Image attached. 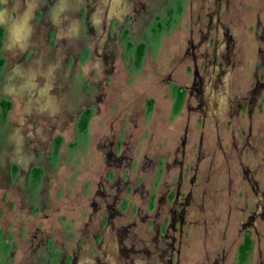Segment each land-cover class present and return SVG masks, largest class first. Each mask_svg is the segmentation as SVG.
<instances>
[{
	"label": "flooded vegetation",
	"instance_id": "af4514ba",
	"mask_svg": "<svg viewBox=\"0 0 264 264\" xmlns=\"http://www.w3.org/2000/svg\"><path fill=\"white\" fill-rule=\"evenodd\" d=\"M127 1L115 3L131 6L140 41L127 45L135 71L148 67L150 94L121 109L102 102V110L81 109L79 134L104 116L98 163L86 166L88 181L75 205L81 223L73 231L24 236L21 260L11 264H264V0ZM156 13L169 36L149 54L145 36L158 28ZM103 30L95 44L105 66L112 56ZM33 135L36 141L23 145L28 166L19 183L9 175L15 165L0 162V183L23 203L46 179L43 142Z\"/></svg>",
	"mask_w": 264,
	"mask_h": 264
},
{
	"label": "rangeland",
	"instance_id": "374dc122",
	"mask_svg": "<svg viewBox=\"0 0 264 264\" xmlns=\"http://www.w3.org/2000/svg\"><path fill=\"white\" fill-rule=\"evenodd\" d=\"M21 1L0 0L3 30L0 101L11 105L6 111L0 107V162L7 167L9 163L15 165L9 175L14 183H19L28 166L23 158V145L36 141L34 132L39 135L37 142H43L41 153L38 150L37 153H40L39 159L44 160L47 171L46 179L40 188L33 190L29 203H23L20 193L4 189L0 183V264L19 262L20 242L24 236L28 241L29 235L37 229H78L81 219L75 205L82 201L79 193L88 181L86 166L98 163L96 143L104 117L94 116L88 133L79 134L75 120L81 109L92 105L93 111L102 110L105 107L98 104L101 102L121 109L133 98L141 102L142 96L149 95L151 89L148 67L144 74L135 71L131 59L134 48L127 45L129 42L135 47L140 41L139 28L131 22L134 17L131 6L123 4L122 7L115 0ZM42 7L49 9L47 16L41 14L39 8ZM86 11L87 19L83 15L81 20V14ZM156 14L152 21L159 23L156 19L162 21L163 15ZM40 16L42 26L37 21ZM87 22L86 28L83 24ZM105 27L111 39L108 50L112 57L102 66L99 54L103 48L95 44V39L97 31L102 32ZM163 29V24L159 23L155 34L151 30L146 32L147 45L151 49L146 53H156L157 47L151 45L158 39L163 43L169 36ZM87 30L90 36L84 35ZM81 36L86 40L85 47H81ZM85 50L89 52L84 55ZM123 54L125 58H121ZM149 58L146 57L142 64ZM105 70L109 73L105 74ZM105 94L111 97L109 104L105 102ZM71 115H75L74 120L66 121ZM63 117L67 118L63 120ZM56 137H60L61 143L55 152ZM33 164L38 165V161ZM72 192H75L73 196ZM42 193L46 199L41 197Z\"/></svg>",
	"mask_w": 264,
	"mask_h": 264
},
{
	"label": "trees",
	"instance_id": "16d2710c",
	"mask_svg": "<svg viewBox=\"0 0 264 264\" xmlns=\"http://www.w3.org/2000/svg\"><path fill=\"white\" fill-rule=\"evenodd\" d=\"M1 38H2V30L0 29V46H1ZM138 55L142 54V46L138 49L137 51ZM0 107L2 108L3 111H6L9 109L10 104L6 101H1L0 102ZM80 132L83 133L86 129V120L84 119L83 121H81L78 125ZM57 143H60V139H58ZM35 175H39V170H35Z\"/></svg>",
	"mask_w": 264,
	"mask_h": 264
}]
</instances>
